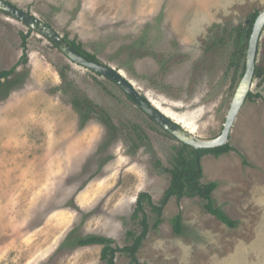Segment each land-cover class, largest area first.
Returning a JSON list of instances; mask_svg holds the SVG:
<instances>
[{
	"label": "rangeland",
	"instance_id": "1",
	"mask_svg": "<svg viewBox=\"0 0 264 264\" xmlns=\"http://www.w3.org/2000/svg\"><path fill=\"white\" fill-rule=\"evenodd\" d=\"M6 1L81 43L164 115L207 139L221 133L241 79L245 58L234 60L245 38L236 40L235 28L264 10V0ZM28 29L0 11V69L18 64L20 32ZM257 57L264 63L262 47ZM7 80L0 90V264H102L101 245L74 239L100 234L129 244L126 232L138 231L131 219L136 195L145 190L159 201L181 142L115 82L33 30L27 62ZM250 91L259 96L246 97L237 112L232 149L201 158V182H217L212 199L235 227L206 212L199 197L170 198L137 252L140 262L264 264V79L255 78ZM73 92L119 130L111 132L98 114L82 116ZM177 212L180 234L171 223ZM115 264L131 263L119 252Z\"/></svg>",
	"mask_w": 264,
	"mask_h": 264
},
{
	"label": "trees",
	"instance_id": "2",
	"mask_svg": "<svg viewBox=\"0 0 264 264\" xmlns=\"http://www.w3.org/2000/svg\"><path fill=\"white\" fill-rule=\"evenodd\" d=\"M259 12H254L250 14L246 22L239 27L235 28L236 35L235 39L238 40L241 36H244V44L241 46V49H238L239 55L236 57L234 62L240 60V58L246 56V50L248 46V40L252 32L253 23ZM31 32L29 28L27 32H20L21 38V49L22 54L20 56V63L27 62V38ZM63 38L66 42L69 43L77 52L82 54L87 59L99 62L97 57L91 52L83 48L81 43L76 42L73 39H68L66 35H63ZM261 38V36H260ZM55 47V45H53ZM264 49V38L259 39L257 46V54L255 60V68L253 73V80L258 78L260 80L264 79V63L258 62V53L259 48ZM16 64L10 69H0V90L3 86L8 84L7 78L14 71ZM245 70V59L243 60L242 69L240 76L242 77ZM63 74V72H60ZM78 92V91H77ZM74 94V95H73ZM76 102L80 105L77 107L79 112H82L83 115H89L91 113L98 114L102 119L103 124L106 128L114 129L118 131V127L112 124L110 117L107 113L95 104L90 98L80 93H72ZM254 96H259L258 93L248 92L247 97L253 98ZM144 97V96H142ZM264 99V97H262ZM144 99H146L144 97ZM112 132V130H110ZM132 131L135 133L139 142H144L146 140V135L142 132L137 125L132 126ZM173 136V135H172ZM232 149V146L229 143L220 145L214 148H194L185 143H180L179 147L176 149L170 165L165 168L169 174V182L166 188L163 190L159 201L154 202L152 195L148 191H140L135 198V206L131 214V219L138 226V231L128 230L126 232V238L130 241L129 244L124 246H118L114 243L113 239L100 235V234H88L85 236H79L74 239L75 245L86 246L91 244L101 245L100 249V260L102 264H115L116 253H126L131 264H147L140 262L137 258V252L141 247L143 241L147 237L151 229H157V227L163 221V208L167 204L170 198H175L179 200L183 197H199L202 200L203 209L209 214L213 215L220 222L225 224L228 227H235L236 221L229 217L224 210L214 203L212 199V192L217 186L216 181H209L207 183L201 182L202 177V166L201 158L205 154H214L216 156L226 153ZM147 210L152 214V221L148 216ZM172 229L175 234H180L183 231L181 213L177 212L172 218Z\"/></svg>",
	"mask_w": 264,
	"mask_h": 264
},
{
	"label": "water",
	"instance_id": "3",
	"mask_svg": "<svg viewBox=\"0 0 264 264\" xmlns=\"http://www.w3.org/2000/svg\"><path fill=\"white\" fill-rule=\"evenodd\" d=\"M0 11L14 17L31 30L45 37L75 64L84 66L85 68L103 75L115 82L132 102H134L163 129L173 135L178 141L194 148H214L228 142L231 125L251 89L258 41L264 27V10H262L258 13L253 23L252 32L250 34L246 50L245 70L235 89L223 129L216 137L207 139L191 133L183 126L164 115L161 111L154 107L150 101L144 99V97L139 94L130 81L127 80L119 70H116L112 66L87 59L71 47L69 43L64 40L62 35L57 33L51 26L40 20L35 15L26 10L20 9L6 0H0Z\"/></svg>",
	"mask_w": 264,
	"mask_h": 264
},
{
	"label": "bare ground",
	"instance_id": "4",
	"mask_svg": "<svg viewBox=\"0 0 264 264\" xmlns=\"http://www.w3.org/2000/svg\"><path fill=\"white\" fill-rule=\"evenodd\" d=\"M259 39H260V37H259Z\"/></svg>",
	"mask_w": 264,
	"mask_h": 264
},
{
	"label": "flooded vegetation",
	"instance_id": "5",
	"mask_svg": "<svg viewBox=\"0 0 264 264\" xmlns=\"http://www.w3.org/2000/svg\"><path fill=\"white\" fill-rule=\"evenodd\" d=\"M145 97V96H144Z\"/></svg>",
	"mask_w": 264,
	"mask_h": 264
}]
</instances>
